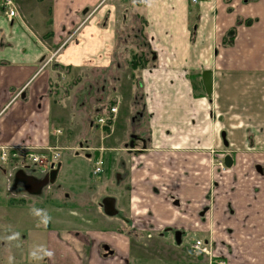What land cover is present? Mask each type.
Instances as JSON below:
<instances>
[{
  "label": "crops",
  "instance_id": "crops-1",
  "mask_svg": "<svg viewBox=\"0 0 264 264\" xmlns=\"http://www.w3.org/2000/svg\"><path fill=\"white\" fill-rule=\"evenodd\" d=\"M117 1L15 0L16 16L0 12V171L7 177L0 195L10 193L17 204L34 197V207L55 218V226L37 227L30 212L34 224L25 233L12 227L6 234L19 233L11 244L43 246L51 257L0 264H218L193 246L199 238H212L226 264H264V173L258 169L264 168V0ZM130 24H139L148 48L139 54L153 66L140 78L148 119L147 132L136 134L146 146H125L126 136L136 135L128 121L136 89L115 49L118 27ZM63 42L56 62L40 65ZM204 70L213 71L211 96ZM66 72L80 74L68 84ZM84 73L102 82L112 78L96 90L118 93L100 97L118 108L100 137L87 130L101 126L96 118L108 109L91 119L62 92L85 87L91 80L80 83ZM211 149H227L233 164L212 167ZM3 151L11 156L5 164ZM81 151L95 175V161L104 159L97 179L71 171L68 157ZM41 152L51 159L40 171L31 168L40 164L22 160ZM55 168L53 182L28 185L27 178H44ZM69 186L78 189L75 202L89 201L106 215L83 207L81 221L73 222L83 229L61 227L78 210L64 213V205L53 204L70 198ZM106 199H113L111 212ZM99 218L107 224L91 223Z\"/></svg>",
  "mask_w": 264,
  "mask_h": 264
},
{
  "label": "rangeland",
  "instance_id": "rangeland-1",
  "mask_svg": "<svg viewBox=\"0 0 264 264\" xmlns=\"http://www.w3.org/2000/svg\"><path fill=\"white\" fill-rule=\"evenodd\" d=\"M199 1L200 0H197V1L191 0V2L193 4H199ZM4 2H5V0H0V12H4V9L2 8V6L4 5ZM14 2H15V0H14ZM117 2H118L117 0H114L115 4ZM15 4H16V2H15ZM120 4L122 5L124 3L120 2ZM16 8H17V5H16ZM118 9H122V8H118ZM130 14H131V12H130ZM131 20H133V19L130 18L129 22H131ZM131 25L132 24H130L129 26L124 25L122 27H118V31H117L118 33L117 34L119 35L120 46L117 45L115 50L119 51L118 54H120V56H121L119 61L123 64V67L124 68L126 67L127 69L130 68L132 70L131 73L133 72L131 78L133 80V87L135 84L136 90H135V95H134V102H133V106H132L131 117L128 119L129 123L131 125H133L132 127L130 126V133L132 132V134H136L139 132V133L144 134L143 130L144 129L146 130V128H145L146 127V120L148 119V115L145 112L147 93H146L145 89L143 87H141L142 79H140V78H141V73L144 70H146L148 68H152L153 66H152V63L150 62L151 61L150 58L148 57V60H149L148 64L146 63L144 66H139L137 69H134L132 67L131 61L134 58V52H136L138 54V55L136 54V56H142V58L146 59L145 55H142L139 53L143 52V51L147 52L148 48H147L146 44L143 42V40H144V39H142L143 37H141L139 35V33H140L139 24L134 25L133 27ZM140 34L143 35V32H141ZM123 41H125V42H123ZM62 45H64V42H63V44L58 46L55 50L52 49L53 52L49 56H47L49 53H47L45 56H43L42 59L40 60V65L42 64V66L44 67V66H49V65L53 64V62H56L57 54L60 52V50H61L60 47H62ZM127 61H129V62L127 63ZM79 74H80L79 72L78 73L73 72L72 74H69L66 72L65 78H62V82L65 81V83H66L69 80L71 81L72 78L75 79V77ZM56 76L59 77L61 75H54L55 80H56ZM79 78L81 79L79 81L80 83L85 82L84 81L85 79H88L87 81H89V80H91V81H89L85 85V87H83V84H84L83 83L79 87H73L72 86V89H70V92L62 91L63 94H65V95L70 93L69 95L64 96V97L67 98L68 96H71L74 99V101H72L73 104H74V102L77 103V106L75 108L79 111L81 110V112L87 111V115L91 119H93L92 117L95 116L97 109L105 110L107 108L109 110V108L112 106L111 104H113V103H111L112 100H110L111 104L109 103L106 105L105 102L107 100L99 101L100 97L104 96V93H107V95H110V93L114 95V93H116V92H113L111 89L107 90V92L106 91L100 92V91H97L96 88H97V86H100L101 88H103L104 83H105V88L108 87L109 86L108 82H113L112 78L107 79L106 82H102L100 80H97L98 78L96 79L95 73L93 75L90 73H84ZM70 81H69V83L68 82L67 83L71 84ZM79 89L81 90V92H79L77 95V92H78L77 90H79ZM133 94H134V91H133ZM116 95H118V93H116ZM78 96L80 97V99H78ZM115 101H117V100H115ZM114 107L117 108L116 105ZM99 110H97V111H99ZM117 111H118V108H117ZM113 119H114V116H113ZM96 121H97V118H96ZM94 124L96 125L95 122H94ZM99 125H101V124H99ZM134 127H136L137 130L134 129V131H133L132 128H134ZM101 130L103 131V133H105L103 125L94 126V127L92 126L91 130H90V128L87 130V134H89L93 138L96 135L100 137ZM146 132H147V130H146ZM137 135L138 134H136L133 137H130L127 135L126 136L127 142L125 143V146L129 147L130 142H132L136 145V143L138 142L136 140ZM123 145L124 144H122V146ZM138 145H140V144H138ZM226 150L227 149H224L223 151L217 150V149H211L210 150V153H211L210 163H211L212 167L213 166L220 167L221 170H223L225 168L226 165L223 162H225V158L227 156V154H225ZM3 153H4V151H3ZM3 153L1 154V161L3 164H5L7 162V160L9 158H11V156H9V153H6V160H3ZM81 153H82V151H81ZM15 155H18V154H13V156H15ZM30 155L44 156L45 158H47V160L51 159L50 155H48L45 152L32 153ZM30 155L24 154V156H22L23 157L22 160H26L27 162L34 163V164H40V166L39 165H32L31 168L35 171H40L42 169L43 165H47L49 163L48 161H44V160L42 162H36V161H34V159ZM58 156H59L58 153H55L52 157L57 158ZM64 158L66 159V161L69 158V165L71 167L72 172L79 170L84 175V177L86 179L88 177H93V176L95 179H97V177L100 176V175L94 174V171L92 170L94 164L91 163L83 153L80 156L73 155V156H70L68 158H67V156H64ZM220 163H221V165H220ZM20 164H21L20 166H22L23 162L20 161ZM14 168L16 169L17 167L14 166ZM46 168H48V166H46ZM76 173H78V172H76ZM0 176H1V178H0L1 190L0 191H2L3 190L2 188L7 187V177L5 174L2 173V171H0ZM69 183H71L70 180H69ZM69 189H70L69 193L71 194L70 198L64 199V200H57L59 202H53V204H55L57 206L64 205V207L66 209V211L63 210L64 213L67 212L68 208H75L78 210H76L75 219L73 218L72 222H70V223H68L69 219L68 220L65 219L64 223L61 225V227L65 228L68 226V224H70V226H75L73 224L74 221L75 222L81 221V219H78L77 214L81 215L80 211L84 214V211L82 210L83 207H85V208L87 207V209H92L90 214H92L95 217L96 216L101 217V214L106 215L103 211L101 212L100 210H98L99 207L96 204H91V206H90V203L87 205L85 204V203H88L89 201H84V202L82 201L80 203H78L79 201L75 202L76 197L74 195H75V193H77L78 189H76L74 187L72 188V186H69ZM24 192H26V190H24ZM17 193H20V192H17ZM12 197H15V196L11 195L10 193H6V194L1 193V195H0V216L2 217L0 219V260L7 259L9 261H11V260L23 261L24 258L25 259L29 258V259H33V260H35V259L41 260L42 258H33V256L31 255L32 251L37 249L35 244L32 245L31 243H29V244L22 243L19 245H14V244L10 243L9 237L6 236L8 231L12 232V227H16V229L20 228L21 231L23 233H25L24 230L27 231L26 229L29 228V225L32 226L34 224V219H32V216L30 215V208L32 206H34L33 204L35 202L34 197L30 198L31 196H27L29 198V200L27 202L25 201L26 203H24V204L22 202H20L22 204V206H19L21 204L11 203L10 198H12ZM18 198H19V196H18ZM77 198L83 200V196L81 198L80 195H78ZM90 201H91V199H90ZM60 203H62V204H60ZM15 204H17V205H15ZM60 210H61V208H60ZM99 212H101V213L99 214ZM70 216L72 217L73 215H70ZM89 221H91V219H89ZM98 221H100V222L97 223V221L92 219L91 223H93L94 225L103 226L104 224L106 225L108 222V221H103L100 218ZM51 222L53 223L52 225L55 226V218H52ZM82 222L84 223L85 226H91L92 225L91 223H90V225H86V220H82ZM63 228H61V229H63ZM75 229L79 230V229H83V227L78 225V226H75ZM197 240H202L204 242V244L208 245L211 248V253L207 254V252L206 253L202 252L200 249L195 247V243L193 246L197 250L204 253L205 255H208L211 263L220 264L219 259H221V258L215 254L216 250H215V245L213 244L212 238H207V240H205L204 238H199ZM225 261L226 262L224 264L227 263V260H225Z\"/></svg>",
  "mask_w": 264,
  "mask_h": 264
},
{
  "label": "water",
  "instance_id": "water-1",
  "mask_svg": "<svg viewBox=\"0 0 264 264\" xmlns=\"http://www.w3.org/2000/svg\"><path fill=\"white\" fill-rule=\"evenodd\" d=\"M203 82H204V86L206 89V92L209 96L212 95L213 92V71L212 70H204L203 71ZM131 144H133L131 142ZM225 164L227 166H231L233 164V159L232 157L227 154L226 158H225ZM258 169L264 173V168H262L261 166L258 167ZM57 169H52L48 174H46V176H44V178H35L34 176L27 178V182H29L30 180L33 181L32 185H34L35 189H41L43 188L45 185L53 182L56 179V175H57ZM33 177L36 179H33ZM107 202V203H106ZM113 202V199H106L105 200V209L108 210L109 212H111L113 210L111 203ZM109 206V207H107ZM176 240L178 243L181 242V231H177L175 234Z\"/></svg>",
  "mask_w": 264,
  "mask_h": 264
},
{
  "label": "built area",
  "instance_id": "built-area-1",
  "mask_svg": "<svg viewBox=\"0 0 264 264\" xmlns=\"http://www.w3.org/2000/svg\"><path fill=\"white\" fill-rule=\"evenodd\" d=\"M194 1H197V0H194ZM2 8L6 11V13L8 14V16L10 18L14 17L17 15V8H16V5L14 3L13 0H5L4 2V5L2 6ZM117 112V108L116 107H112L111 108V113L114 114ZM110 119H113V117L111 115H102L98 118V121L102 124H107L108 120ZM34 161L36 162H42L43 160L45 161V157L44 156H33V155H30ZM3 160H6V152L4 151L3 153ZM221 165V163H220ZM103 166H104V159L103 158H98L96 160V168H95V173H100L102 172L103 170ZM195 247L200 249L202 252L206 253L207 254H210L211 253V248L204 244V242L202 240H197L195 242ZM226 261L224 259H219V263L220 264H224Z\"/></svg>",
  "mask_w": 264,
  "mask_h": 264
},
{
  "label": "clouds",
  "instance_id": "clouds-1",
  "mask_svg": "<svg viewBox=\"0 0 264 264\" xmlns=\"http://www.w3.org/2000/svg\"><path fill=\"white\" fill-rule=\"evenodd\" d=\"M30 212L33 216L39 218L37 227L44 226L47 227V225L51 222V216L44 210V209H38L34 206L30 208ZM19 237V233H14L13 236L9 237V239H15ZM31 255L33 258H43L44 256L51 257L53 253L47 249H45L43 246H40L39 248L32 251Z\"/></svg>",
  "mask_w": 264,
  "mask_h": 264
},
{
  "label": "trees",
  "instance_id": "trees-1",
  "mask_svg": "<svg viewBox=\"0 0 264 264\" xmlns=\"http://www.w3.org/2000/svg\"><path fill=\"white\" fill-rule=\"evenodd\" d=\"M147 63V60L145 59V58H140V56H134V58H133V60L131 61V65H132V67L134 68V69H137L139 66H144L145 64ZM115 101V100H114ZM112 106H113V104H112ZM111 106V107H112ZM110 107V108H111ZM109 108V109H110ZM109 113V112H108ZM107 113V114H108ZM101 114H104V113H101ZM110 124H111V121L110 120H108V122H107V125H105L104 126V128L105 129H108L109 130V126H110ZM12 203V202H11Z\"/></svg>",
  "mask_w": 264,
  "mask_h": 264
},
{
  "label": "flooded vegetation",
  "instance_id": "flooded-vegetation-1",
  "mask_svg": "<svg viewBox=\"0 0 264 264\" xmlns=\"http://www.w3.org/2000/svg\"><path fill=\"white\" fill-rule=\"evenodd\" d=\"M137 139V141L139 142H141V144L143 143V145L144 146H146L145 144H146V141H147V139H145V137H143V136H138L137 135V137H136ZM224 163V162H223ZM219 169H220V167H218ZM27 181V180H26ZM28 183V185L30 186V187H32V183H33V181L32 180H30L29 182H27Z\"/></svg>",
  "mask_w": 264,
  "mask_h": 264
}]
</instances>
